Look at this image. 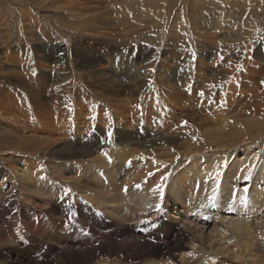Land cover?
Wrapping results in <instances>:
<instances>
[{
	"label": "rangeland",
	"instance_id": "rangeland-1",
	"mask_svg": "<svg viewBox=\"0 0 264 264\" xmlns=\"http://www.w3.org/2000/svg\"><path fill=\"white\" fill-rule=\"evenodd\" d=\"M233 1L0 0V131L9 132L13 136L7 138L15 141L14 145L10 141L6 143L11 148H0L1 159L6 161L15 157L16 141H33L36 144L31 145L36 146L41 140L51 139V145L47 143L33 154L20 155L19 161L23 156H27L26 159L32 157L35 161L42 157L40 161L45 169H49L53 161L57 164L69 163L77 167L73 173L66 175L73 177L78 171L77 177L80 178L84 172L82 161L88 157L73 153L92 149L88 142L93 139H103L104 144L114 135L116 145H119L118 137L122 132L132 134L133 141L158 134L168 139L166 136L172 134L168 143L158 146L164 150H159L164 159L161 163L165 165L168 162L166 165L171 170L167 175L170 177L196 157L192 153L194 158L187 159L186 155L187 151L196 149L197 139H201V132L194 130L192 123L208 119L247 120L245 118L248 117L252 118V125L260 124V120L264 122V116L260 119V115L243 113L244 108L256 107L262 109L261 114L264 115V0ZM210 14L225 18L211 23L206 20ZM177 70L183 73L181 80L176 82L182 98L173 93L171 89L176 90V87L169 81L173 71ZM158 104L165 105H161L162 112L155 111ZM153 107L155 110H152ZM157 115L167 119L159 123ZM4 118L30 126L16 130L15 125L9 127L3 124ZM47 120L53 121V124L44 127L42 124ZM158 125L161 130L157 129ZM33 128H40V131L36 132ZM206 128L202 126L201 130ZM200 142L203 143V140ZM67 144L71 149L65 151L66 155H51ZM131 145L127 144L128 148L125 146L124 150L132 153L140 148H151L143 144L138 148L136 143ZM212 147H218V144ZM104 151L99 149L96 154ZM262 152H255L256 160L261 158ZM184 154L186 157H182ZM170 155L173 159L176 156L175 161ZM131 156L127 157V163L119 160L117 183L124 184L126 174L134 169L130 161L135 160L136 155ZM243 156L240 155L241 158ZM15 165L24 167V161ZM243 182H239L240 185L247 183ZM79 183L83 184V179ZM63 184L56 180V187ZM65 184L67 187L71 185ZM85 187L87 192L100 190L97 185ZM69 189L72 191L71 187ZM206 191H211L210 196H214L216 189L208 188ZM146 194L147 198L143 199L145 204L138 208L133 200L122 199L94 205L96 214H101L105 221L114 222L115 226L125 224L138 235L146 238L152 235L151 239L164 242L168 235L175 237V232H170L167 225H148L154 215L162 216L165 220H172L178 230L185 229L190 241L193 237L198 244L206 242L208 231L216 220L209 221L215 209V206H210L213 199L205 204L208 198L206 200L202 196L204 202L194 213L176 206L167 191L163 201L156 190ZM25 196L21 190L16 195V202L23 211L30 206ZM146 208L150 211L145 212ZM114 210L117 215L113 214ZM73 213L67 210L62 214L61 220L68 230L56 232L53 245L62 250L63 244L74 238L83 244L91 239L92 244L86 248L99 243L97 231L106 229L94 227V222L87 219L82 222L80 218L76 220ZM242 214L244 218L253 220L262 212ZM228 215L236 216L234 213ZM9 219L13 223L10 224ZM9 219L1 222L0 227L14 225L16 219V224L21 221L17 213H11ZM217 225L224 227L220 223ZM104 233L103 236L107 234ZM22 244L25 247L30 245L26 240L19 242L16 239L8 247L19 248ZM238 251L241 253L242 248ZM24 253L25 263L58 262V253H51L41 245L34 244ZM241 254V260L226 256L214 264H254V260H257L255 264H264V241Z\"/></svg>",
	"mask_w": 264,
	"mask_h": 264
},
{
	"label": "bare ground",
	"instance_id": "bare-ground-1",
	"mask_svg": "<svg viewBox=\"0 0 264 264\" xmlns=\"http://www.w3.org/2000/svg\"><path fill=\"white\" fill-rule=\"evenodd\" d=\"M207 16L208 19H205L211 21V23L225 18V16H216L215 14ZM219 24L222 25L221 22ZM182 77L183 73L180 74V70L173 71L171 78L169 76V81L173 84V87H176V90H171L173 93L180 95L179 97L181 98V90L176 86V82L181 80ZM161 105L158 104L156 110L155 107L152 110L158 112L161 110L160 112H162V106L165 105ZM244 112L250 115H260V119L264 116L261 114L263 110L256 107H251L250 109L244 108ZM120 113L122 114V112ZM157 116L159 123H163L167 119L165 116ZM245 119L247 120H241L239 118L235 121L224 119L214 121L208 119L203 121L199 120L200 122L197 124L192 123L194 130L201 132L203 143L200 142L201 139H197L196 149L194 148V151L190 150L186 152V155H188L187 159L194 158L191 157L192 153L196 157L192 161H188L189 163L186 162L187 164L182 167L179 166L180 168H178L174 175H170V177H168L167 173L171 169L168 170L169 165H166L168 163L166 160V163L164 162L165 165L161 163L164 159L163 155L159 153L161 147L158 148V146L163 143H168L172 134L171 136H166L168 139L158 134V136L148 135L144 139L142 138L143 140L135 139L133 141L131 140L132 134L122 132V135L118 137L119 145H116L117 139H114V135H111L109 139H104V144H102L104 142L103 139H93L88 142L93 146L92 149H84L73 153V155L88 157L85 161L83 160L84 158H81L84 164V167L81 168L82 170L84 168L83 174L85 175L83 176L82 174L80 178L77 177L78 171L73 177L66 175H69L71 172L73 173V170L77 166H71L65 162H59L57 164V161H53L54 163L50 168L45 169L44 163L40 161V159H43L42 157L35 161L32 157L31 159H26L27 156H23L20 160L24 161V167H18L15 164L21 162L19 161L20 155L33 154L35 153L34 151L41 149V146L47 143L51 145L53 141L51 139L41 140L36 146L31 145L36 144V142L32 143L33 141L26 142L22 139V143L16 141L20 146L15 145L17 146L15 147L16 150L13 151L15 157H11L6 161L3 158L1 159L2 156L0 157V162L3 165H1L2 167L0 166V226L1 222L7 220V218L9 219L11 213H17L21 217V221L16 224V219L14 220V225L10 226L13 222L9 219V226L0 227V264H30L25 263L23 257H25V250L32 248L34 244L44 246L51 253H58L56 256L58 262L54 264H214L220 258L226 256H233L235 259L241 260L243 258L241 253L245 250L246 252L250 251L258 242L264 241V124H261L264 122L260 120L259 122L256 121L260 124L252 125V122L250 124L252 118L248 117ZM2 122L9 127L15 125L17 127L16 130L30 126L29 124H23L8 118L2 119ZM150 122L153 121L150 120ZM253 122L255 123V121ZM52 124L53 121L47 120L42 125L47 127ZM202 126H207V128L202 131ZM157 127H159L157 128L158 130L162 129L160 125ZM33 130L39 132L40 128H33ZM10 136L13 135H10L9 132L5 133L0 131V148H11L9 144L6 146L8 141L14 145L15 141L7 138ZM134 143H136V148L141 147L142 144L148 145L151 148L143 150L140 148L141 151L139 149L137 152L133 151L136 156L132 155L134 154L133 152L128 153L124 150L125 146L128 148L127 144L131 145ZM214 144H218V147H212ZM169 146L168 148H170ZM15 148L13 147V149ZM70 149V144H67L65 147L54 150V153L51 155H66L67 153L65 151ZM99 149H104V153L100 155L96 154ZM127 150L130 151V149ZM173 151L176 150L174 149ZM261 151H263L262 155H260L261 158L259 157L260 159L258 158L256 160L257 154L261 153ZM255 152L259 153L256 154ZM241 154L244 155L242 158L240 157ZM131 155L136 158L140 156V158H137V160L134 158L135 160L130 161L134 169L130 172L128 171L129 173L126 174L124 179L125 185L121 182L117 183L120 174L117 167L119 160L127 163V157ZM186 155L181 156L186 157ZM165 157H167L166 154ZM170 158L173 159V156L170 155ZM130 166L132 167V165ZM5 171L6 173L4 174ZM95 175L96 178L94 177ZM101 175L103 176L102 178ZM82 179L83 184L79 183ZM56 180L62 181L64 183L63 186L56 187ZM243 181L247 183L242 186L239 182ZM65 183L71 185L67 187L68 185ZM84 185H97L100 190L94 189V192H87V188ZM9 186L10 188L7 190ZM70 187L72 191L69 189ZM208 188L212 190L216 189L214 196H210L212 194L211 191H206ZM19 190L26 195L25 200L30 205L24 211L16 202V195ZM123 190L126 192L124 193ZM152 190L159 192L161 201H163L164 192L167 191L176 206L179 205L186 209V211H192L194 213H197L196 211L199 205L204 202L203 198L206 200L208 198L207 201L205 200V204L213 199V203L210 206H215V209L211 213L212 218L210 217L209 221L213 218L216 220L213 221V226L208 231L206 242L198 244L193 237H191L190 241L189 234L185 229L178 230L172 220H165L162 216L156 217L154 215L153 220L148 225L154 227L167 225L170 227V232H175V237L168 235L164 242L151 239L152 235L147 238L138 235L134 230H129V227L125 224L115 226L113 224L114 222L105 221L101 214H96L97 209L94 205L101 206L108 202L122 199L133 200L134 205L138 208L140 205L145 204L143 199L147 198L146 193ZM122 193L129 198L124 197ZM246 196L247 199H245ZM156 198L158 199V195ZM27 210L29 211L26 212ZM67 210L72 211V213L74 212L73 215L76 220L80 218L82 222L87 219L94 222V227L98 228L100 226L106 229L95 230L98 232V241L100 242L92 245L90 248H86L87 245L92 244L91 239L89 242L83 244L78 242L81 240L74 238L71 240L68 239L63 244L62 250L53 245L54 234L56 232L60 233L61 230H68L61 220L62 214ZM116 210L120 209L116 208ZM149 211L146 208L145 212ZM255 212H262V214L253 220L249 217L244 218L241 216L243 215L242 213L254 215ZM116 213L117 211L114 210L113 214L117 215ZM222 213H224V216ZM233 213L236 216L228 215ZM217 223L222 224L224 227H219ZM104 232H107L105 236H103L105 234ZM16 239L19 242L20 240H26L30 245L25 247L22 244L19 247L20 249L17 247L14 249L9 248L8 246ZM240 248H242L241 253L238 251ZM256 261L254 260L253 263H256Z\"/></svg>",
	"mask_w": 264,
	"mask_h": 264
}]
</instances>
